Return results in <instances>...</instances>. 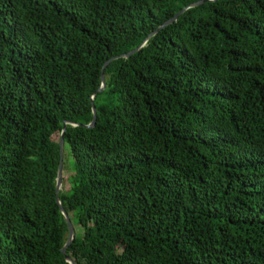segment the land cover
<instances>
[{"label":"trees","instance_id":"obj_1","mask_svg":"<svg viewBox=\"0 0 264 264\" xmlns=\"http://www.w3.org/2000/svg\"><path fill=\"white\" fill-rule=\"evenodd\" d=\"M200 1L0 0V264H70L65 122L74 262L264 264V0L121 57Z\"/></svg>","mask_w":264,"mask_h":264},{"label":"water","instance_id":"obj_2","mask_svg":"<svg viewBox=\"0 0 264 264\" xmlns=\"http://www.w3.org/2000/svg\"><path fill=\"white\" fill-rule=\"evenodd\" d=\"M214 1H217V0H203V1H200L192 6H189L187 7L186 9H184L182 12H180L174 19H171L170 21H168L165 25H163L161 28H159L156 32H154L153 34L150 35V37L147 39V41L140 47L138 48L137 50L129 53V54H125V55H122L121 57L122 58H129L131 56H133L134 54H136L137 52H139L142 48H144L148 42V40L155 36L160 30L166 28L167 26L171 25V24H174L176 21L179 20V18L185 14L188 10L192 9V8H195V7H199L203 4H206L208 2H214ZM121 57H115L111 60H109L106 64H105V67L104 69H106V67L113 61L121 58ZM106 89V80H105V77L103 76L102 78V88L101 90L99 91H104ZM94 101V97L92 99ZM93 112H94V119L93 121L88 124L89 127H93L95 124H96V119H97V109L94 107L93 109ZM67 124L68 122H65V126H64V131L62 133V136H61V141H60V145H61V157H60V164H59V169H58V175H57V187H56V193H57V202L61 208V211L64 215V218L66 220V223L68 225V230H69V238H68V241L66 243V245L64 246L63 248V253L64 255L66 256V260L67 262H69L70 264H77L76 262H74L71 257L67 254V250H68V247L70 246V244L74 241V239H76V235H77V231H76V228H74V225L67 213V211L64 209L63 205H62V202L59 198V193L62 189V185H63V165H64V153H65V130L67 129Z\"/></svg>","mask_w":264,"mask_h":264},{"label":"rangeland","instance_id":"obj_3","mask_svg":"<svg viewBox=\"0 0 264 264\" xmlns=\"http://www.w3.org/2000/svg\"><path fill=\"white\" fill-rule=\"evenodd\" d=\"M68 158L69 159L71 158V156L69 154H68ZM69 174H70V172H68V171L65 172L66 182H65V185L62 186V188H64L65 190H69L70 189V183L68 182Z\"/></svg>","mask_w":264,"mask_h":264}]
</instances>
